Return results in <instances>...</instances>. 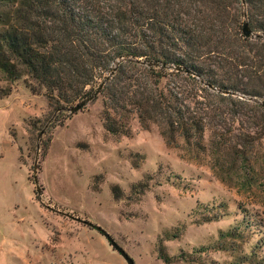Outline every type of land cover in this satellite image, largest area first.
Segmentation results:
<instances>
[{"label": "trees", "instance_id": "obj_1", "mask_svg": "<svg viewBox=\"0 0 264 264\" xmlns=\"http://www.w3.org/2000/svg\"><path fill=\"white\" fill-rule=\"evenodd\" d=\"M116 61L99 90L107 132L131 133L130 113L167 147L206 155L220 180L227 164L251 185L264 142V0H0V75L42 91L54 117L90 95ZM9 92L0 85V98ZM242 228L219 231L214 247L240 253L236 264H264L234 244Z\"/></svg>", "mask_w": 264, "mask_h": 264}, {"label": "rangeland", "instance_id": "obj_2", "mask_svg": "<svg viewBox=\"0 0 264 264\" xmlns=\"http://www.w3.org/2000/svg\"><path fill=\"white\" fill-rule=\"evenodd\" d=\"M0 85L10 86L0 98V264H126L86 222L134 264H236L240 253L214 244L219 231L241 223L234 244L264 260V142L243 186L237 167L225 164L220 180L206 155L167 147L156 127L140 128L130 113L131 133L107 132L103 93L54 117L43 92L31 93L22 79L0 75Z\"/></svg>", "mask_w": 264, "mask_h": 264}, {"label": "water", "instance_id": "obj_3", "mask_svg": "<svg viewBox=\"0 0 264 264\" xmlns=\"http://www.w3.org/2000/svg\"><path fill=\"white\" fill-rule=\"evenodd\" d=\"M242 18H243L242 19V33H243V35L245 37H249L250 38V37L253 36V34L248 28V24H247V21H246V12H245L244 8L242 10ZM117 63H118V61L114 62V65L111 67L109 73L103 78V80L100 81L99 85L95 88V90L90 95H88L87 97L83 98L78 103H76L75 105H73V106H71V107H69L67 109L69 114L70 113H74L77 110L81 109L82 106H84L87 102H89L90 100H92L96 96V94L102 88L103 84L113 75V73H114V71L116 69ZM41 133H42V130L39 131L37 137H39ZM33 183H34V186H35V189H36V193L40 194L41 191L39 189L38 180H37V176H36V157H35V161H34V164H33ZM86 224L89 227H92L95 230H97L98 232H100L106 238V240L108 241L110 246L112 248H114V250H116L122 256V258L125 260L126 264H134L132 258L127 255V253L124 251V249L120 245H118L115 242V240L112 238V236H110L102 227H100V226H98L96 224H93L91 222H86Z\"/></svg>", "mask_w": 264, "mask_h": 264}]
</instances>
